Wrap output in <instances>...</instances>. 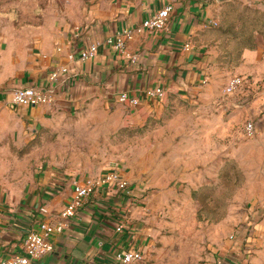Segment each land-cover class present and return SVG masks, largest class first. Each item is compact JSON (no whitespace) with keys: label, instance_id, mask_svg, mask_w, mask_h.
<instances>
[{"label":"crops","instance_id":"crops-1","mask_svg":"<svg viewBox=\"0 0 264 264\" xmlns=\"http://www.w3.org/2000/svg\"><path fill=\"white\" fill-rule=\"evenodd\" d=\"M168 3L173 8L164 28L138 33L128 42L138 54L136 62L107 42ZM217 6V0H66L34 33L0 22V262L22 250L30 228L66 207L74 178H86L49 166L28 174L22 166L7 172L6 150L28 141L59 114L89 103L127 107L142 120L168 95L218 100L232 75L258 77L264 68V35L256 31L255 45L244 46L219 25ZM94 41H99L97 53L83 59L81 53ZM55 71L59 81L53 103H9L14 88L47 85ZM158 85L166 89L165 98L145 94ZM126 90L140 97L138 105L119 101ZM133 186L134 200L121 191L97 190L66 219L62 231L51 234L53 249L34 264H112L118 250L145 252L147 197L141 186ZM226 264L235 263L227 259Z\"/></svg>","mask_w":264,"mask_h":264},{"label":"rangeland","instance_id":"rangeland-1","mask_svg":"<svg viewBox=\"0 0 264 264\" xmlns=\"http://www.w3.org/2000/svg\"><path fill=\"white\" fill-rule=\"evenodd\" d=\"M65 1L0 0V22L34 33ZM217 7L230 37L258 27L264 35V0ZM257 75L234 94L224 83L218 100L168 95L142 120L94 103L61 113L6 150L5 170L98 177L116 169L141 186L149 244L131 264H264V68Z\"/></svg>","mask_w":264,"mask_h":264},{"label":"built area","instance_id":"built-area-1","mask_svg":"<svg viewBox=\"0 0 264 264\" xmlns=\"http://www.w3.org/2000/svg\"><path fill=\"white\" fill-rule=\"evenodd\" d=\"M173 4L168 3L144 19L135 27H126L116 36H110L107 42L115 50L128 57L132 62L138 60V54L132 51L128 42L138 33H144L147 30L161 29L167 24ZM215 25L216 21L213 22ZM99 41H94L81 53L83 59L90 58L97 53ZM60 49V48H59ZM58 72L50 75L47 85H29L18 86L10 93L9 103L12 105H37L52 103L56 100V86L58 84ZM249 83L248 78L235 74L232 75L225 84L224 91L227 94H234L242 91ZM148 97L163 99L166 97V89L160 85L148 87L145 90ZM118 99L122 103L136 106L140 103V97L132 94L130 91H121ZM245 131L253 135L256 131V124L253 120H248L245 124ZM73 195L66 207L50 219H42L36 227L30 228L23 239L22 250L3 260L0 264H34L36 259L41 258L53 249L50 236L53 232L62 231L66 219L77 214L78 210L85 204L86 200L96 193L100 188L105 190H117L126 194L134 200L136 197L134 186L129 179L119 170H109L98 177L87 176L83 180L73 179ZM124 227V221L118 224L117 229ZM144 258V251L137 248L118 250L114 253L112 264H131ZM218 264H224L220 262Z\"/></svg>","mask_w":264,"mask_h":264},{"label":"trees","instance_id":"trees-1","mask_svg":"<svg viewBox=\"0 0 264 264\" xmlns=\"http://www.w3.org/2000/svg\"><path fill=\"white\" fill-rule=\"evenodd\" d=\"M254 28V26H253ZM227 29V28H226ZM255 29V28H254ZM228 30V29H227ZM257 31L260 32V27L257 28ZM251 33H248L247 35L244 34H240L238 32H235L233 34L234 37L238 38V40L240 42H243L242 44L244 46H254L255 45V38H254V32L252 33V35L250 36Z\"/></svg>","mask_w":264,"mask_h":264},{"label":"water","instance_id":"water-1","mask_svg":"<svg viewBox=\"0 0 264 264\" xmlns=\"http://www.w3.org/2000/svg\"><path fill=\"white\" fill-rule=\"evenodd\" d=\"M218 2H226V1H229V0H217Z\"/></svg>","mask_w":264,"mask_h":264}]
</instances>
